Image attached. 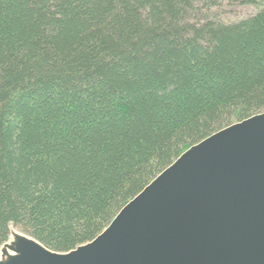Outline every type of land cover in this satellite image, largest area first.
Returning a JSON list of instances; mask_svg holds the SVG:
<instances>
[{
	"label": "trees",
	"instance_id": "trees-1",
	"mask_svg": "<svg viewBox=\"0 0 264 264\" xmlns=\"http://www.w3.org/2000/svg\"><path fill=\"white\" fill-rule=\"evenodd\" d=\"M230 1L258 9L0 0V247L91 242L183 152L264 112V0Z\"/></svg>",
	"mask_w": 264,
	"mask_h": 264
},
{
	"label": "water",
	"instance_id": "water-1",
	"mask_svg": "<svg viewBox=\"0 0 264 264\" xmlns=\"http://www.w3.org/2000/svg\"><path fill=\"white\" fill-rule=\"evenodd\" d=\"M0 264H264V112L183 152L67 253L12 230Z\"/></svg>",
	"mask_w": 264,
	"mask_h": 264
},
{
	"label": "rangeland",
	"instance_id": "rangeland-1",
	"mask_svg": "<svg viewBox=\"0 0 264 264\" xmlns=\"http://www.w3.org/2000/svg\"><path fill=\"white\" fill-rule=\"evenodd\" d=\"M198 6L200 7L201 5ZM257 9L258 8L252 6L237 5L230 0H218L215 7L209 8L208 12L206 9L202 12L203 14L214 16L217 20L224 23H231L254 14Z\"/></svg>",
	"mask_w": 264,
	"mask_h": 264
}]
</instances>
